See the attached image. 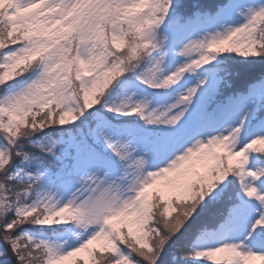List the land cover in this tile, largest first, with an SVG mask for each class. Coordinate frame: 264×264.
Masks as SVG:
<instances>
[{
    "label": "snow or ice",
    "instance_id": "1",
    "mask_svg": "<svg viewBox=\"0 0 264 264\" xmlns=\"http://www.w3.org/2000/svg\"><path fill=\"white\" fill-rule=\"evenodd\" d=\"M264 264V0H0V264Z\"/></svg>",
    "mask_w": 264,
    "mask_h": 264
},
{
    "label": "rangeland",
    "instance_id": "2",
    "mask_svg": "<svg viewBox=\"0 0 264 264\" xmlns=\"http://www.w3.org/2000/svg\"><path fill=\"white\" fill-rule=\"evenodd\" d=\"M209 264H212V262H208Z\"/></svg>",
    "mask_w": 264,
    "mask_h": 264
}]
</instances>
